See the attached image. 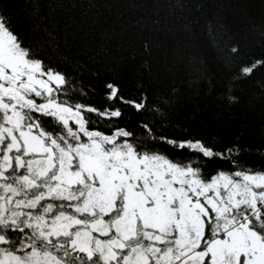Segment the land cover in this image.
<instances>
[{
  "label": "snow or ice",
  "instance_id": "6c2138e0",
  "mask_svg": "<svg viewBox=\"0 0 264 264\" xmlns=\"http://www.w3.org/2000/svg\"><path fill=\"white\" fill-rule=\"evenodd\" d=\"M121 93L84 86L0 2V264H264V162Z\"/></svg>",
  "mask_w": 264,
  "mask_h": 264
},
{
  "label": "trees",
  "instance_id": "16d2710c",
  "mask_svg": "<svg viewBox=\"0 0 264 264\" xmlns=\"http://www.w3.org/2000/svg\"><path fill=\"white\" fill-rule=\"evenodd\" d=\"M0 2L84 86L112 80L126 98L165 101L168 133L209 138L218 150L238 144L250 166L264 162V67L238 75L241 63L264 59V0Z\"/></svg>",
  "mask_w": 264,
  "mask_h": 264
}]
</instances>
